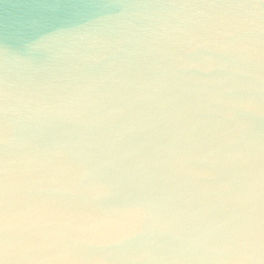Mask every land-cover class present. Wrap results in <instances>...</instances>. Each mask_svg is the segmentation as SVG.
<instances>
[{
	"label": "clouds",
	"instance_id": "obj_1",
	"mask_svg": "<svg viewBox=\"0 0 264 264\" xmlns=\"http://www.w3.org/2000/svg\"><path fill=\"white\" fill-rule=\"evenodd\" d=\"M0 264H264V0L5 6Z\"/></svg>",
	"mask_w": 264,
	"mask_h": 264
},
{
	"label": "water",
	"instance_id": "obj_2",
	"mask_svg": "<svg viewBox=\"0 0 264 264\" xmlns=\"http://www.w3.org/2000/svg\"><path fill=\"white\" fill-rule=\"evenodd\" d=\"M14 3H19V0H0V12L4 10L5 6ZM52 3L67 13H72L83 6V0H52Z\"/></svg>",
	"mask_w": 264,
	"mask_h": 264
}]
</instances>
